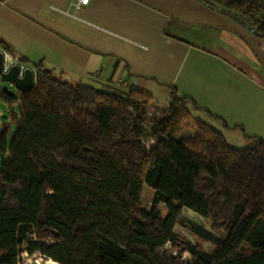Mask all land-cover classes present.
Segmentation results:
<instances>
[{
	"label": "trees",
	"instance_id": "obj_1",
	"mask_svg": "<svg viewBox=\"0 0 264 264\" xmlns=\"http://www.w3.org/2000/svg\"><path fill=\"white\" fill-rule=\"evenodd\" d=\"M205 1L264 37V0ZM34 72L9 142L0 128V264H20L23 252L60 264H264L263 141L233 147L199 120L194 136L175 137L186 104L195 106L174 89L163 117L148 120L152 98L142 91L69 83L40 64ZM0 99L13 102L1 91ZM144 186L153 190L148 209ZM175 225L213 250L180 238ZM167 243L190 261L160 252Z\"/></svg>",
	"mask_w": 264,
	"mask_h": 264
},
{
	"label": "crops",
	"instance_id": "obj_2",
	"mask_svg": "<svg viewBox=\"0 0 264 264\" xmlns=\"http://www.w3.org/2000/svg\"><path fill=\"white\" fill-rule=\"evenodd\" d=\"M0 45L33 70L159 106L174 89L230 146L264 142V37L205 0H0Z\"/></svg>",
	"mask_w": 264,
	"mask_h": 264
},
{
	"label": "rangeland",
	"instance_id": "obj_3",
	"mask_svg": "<svg viewBox=\"0 0 264 264\" xmlns=\"http://www.w3.org/2000/svg\"><path fill=\"white\" fill-rule=\"evenodd\" d=\"M4 85H6L8 89L13 92V95H12L13 102L8 103L0 99V128L3 126L7 128L8 142H9L16 129V126H17L16 121L19 120V117H20L19 108H18L20 92L13 85L9 83H5V82H0V90ZM168 106L169 105L159 106V105L153 104V102H150L148 109L146 111V118L148 120H159L168 111ZM186 109L189 115L184 116L183 119L181 120L180 124L178 125L175 131V137H191L197 133L196 122L192 117V106L187 103ZM142 142L146 148H149L151 145H153V140L149 138H145ZM152 196H153V190H151L147 186H144L140 199H141V205L145 209L149 208ZM158 208L160 209V212L162 215L166 213V210L162 204H158ZM182 214L185 217L188 216L195 223L203 226L204 228L210 229V225L208 221L200 217L199 215L191 213L187 211L185 208L182 209ZM173 231L177 233L179 237L184 240H189L193 244L200 243L201 247L207 252H211L213 250V246H211L208 242H202L186 226L184 227L181 225H175L173 227ZM165 250L168 253H170L172 257H174L176 260L182 263L190 261V255L188 252L183 251L179 248H174L169 243L165 244V246H163L160 252H163ZM172 257H170L169 259L171 260ZM20 264H60V263L38 252H33L30 254L23 252L20 255Z\"/></svg>",
	"mask_w": 264,
	"mask_h": 264
},
{
	"label": "water",
	"instance_id": "obj_4",
	"mask_svg": "<svg viewBox=\"0 0 264 264\" xmlns=\"http://www.w3.org/2000/svg\"><path fill=\"white\" fill-rule=\"evenodd\" d=\"M3 57L0 53V82H5L13 85L19 92H25L33 88L35 85V72L32 67H25L22 71L16 64L11 65L6 72H3ZM1 92L10 96L13 92L4 85Z\"/></svg>",
	"mask_w": 264,
	"mask_h": 264
},
{
	"label": "built area",
	"instance_id": "obj_5",
	"mask_svg": "<svg viewBox=\"0 0 264 264\" xmlns=\"http://www.w3.org/2000/svg\"><path fill=\"white\" fill-rule=\"evenodd\" d=\"M89 0H70V5L74 8H78L81 5L87 4ZM0 53L3 57V72H6L11 65H18L20 67V70L22 71L27 65L20 62L19 57L17 55H14L8 51H6L2 46L0 45Z\"/></svg>",
	"mask_w": 264,
	"mask_h": 264
}]
</instances>
